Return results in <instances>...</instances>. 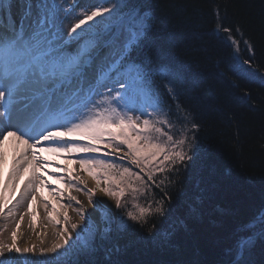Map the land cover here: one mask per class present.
Here are the masks:
<instances>
[{"label": "snow or ice", "instance_id": "1", "mask_svg": "<svg viewBox=\"0 0 264 264\" xmlns=\"http://www.w3.org/2000/svg\"><path fill=\"white\" fill-rule=\"evenodd\" d=\"M155 23L154 14L136 0H90L83 6L80 0H0V163L5 140L15 137L23 148L13 157L10 179L33 170L12 208V198L0 191V214L8 209L14 217L12 209L24 202L23 222L31 211L43 180L35 164L47 162L37 151L41 145L80 157L77 167L95 186L88 188L87 178L67 166H60L65 169L60 178L67 176L69 189L86 194L99 213L97 222L69 191L76 218L64 211L59 240L37 253L34 245L19 247L13 230L11 242L0 239V264L12 256L40 258V264H49V258L55 264H97L80 257L97 250L98 238L164 216L172 199L168 189L179 182L174 177L204 158L208 144L199 135L201 124L181 103L196 81L184 61L156 42ZM216 31L232 47L233 70L259 74L264 82V70L252 66L248 41L237 39L239 29L218 23ZM241 43L248 59L241 56ZM97 193L114 200L119 211L94 199ZM198 211L195 204L190 208L193 215ZM240 231L249 234L236 240L228 264H251L247 254L264 238V210ZM114 251L119 246L106 254Z\"/></svg>", "mask_w": 264, "mask_h": 264}, {"label": "trees", "instance_id": "2", "mask_svg": "<svg viewBox=\"0 0 264 264\" xmlns=\"http://www.w3.org/2000/svg\"><path fill=\"white\" fill-rule=\"evenodd\" d=\"M136 3L154 14L156 42L190 68L196 83L181 103L193 110L208 148L196 167L181 168L174 177L179 182L168 189L172 199L164 216L150 218L142 228L136 225L111 233L97 241L94 253L80 260L227 264L236 240L249 234L241 227L264 210V82L259 74L233 70L232 47L216 27L219 23L234 31L238 28L237 39L247 40L254 52L252 66L264 70V0ZM240 53L249 58L243 43ZM194 204L199 208L195 215L190 212ZM114 246L119 251L109 257L106 249ZM247 255L251 264H264V238L258 237ZM49 264L55 262L49 258Z\"/></svg>", "mask_w": 264, "mask_h": 264}, {"label": "bare ground", "instance_id": "3", "mask_svg": "<svg viewBox=\"0 0 264 264\" xmlns=\"http://www.w3.org/2000/svg\"><path fill=\"white\" fill-rule=\"evenodd\" d=\"M3 148L4 159L3 162L0 163V181H4V186L1 191L6 199L12 198L11 204L8 205L9 208H12V204H15L16 200L20 198V195L24 190V185L31 177L33 170L29 168L28 171L24 172L18 180L14 181L13 179H10V170L13 168V157L23 148V145H20L15 137H9L5 140ZM37 151L40 156L46 159L47 162L41 164L37 161L35 164L36 171L42 175L43 180L38 186L36 200L30 202L31 211L24 217L23 222H20L19 216L25 212L28 206L22 202L19 208L12 209L16 214L14 217H8V209H5L2 217L0 214V218H2L3 224L5 222H9L14 225L11 231L16 230V240L23 241L26 237H32L30 245L50 247L52 243L59 240L57 233L60 231L61 225L63 224L64 211H67L69 216H72L74 219L76 218L73 209H75L77 205L70 203L68 199L69 191L72 192V195L78 196L79 200L87 207L88 213L93 216L97 222H99V213L92 205L88 204L86 194L82 192L78 193L74 189H69L68 185H65L68 180L67 176H65L64 179L60 178V175L65 172V169L61 172L60 170L55 169V167L67 166L68 168L74 169L73 175L83 174L87 178L88 188L95 186V180L86 172L82 173V171L77 167V162H73V160L67 161L66 159L69 157L73 158L75 156H69L59 150L49 151L47 150L46 145L38 146ZM44 169L49 171V173L58 176L57 181L59 182V185L54 183V181H50L49 177L44 176L43 173H41ZM54 170L58 172L56 173ZM49 185H51V187ZM77 187H79V185H77ZM59 190L63 191L58 194ZM56 198L64 200L66 202V206L68 204L67 208L62 210V207L59 203H57ZM94 199L102 200L104 203L108 202L107 196H104L102 193H97V196ZM66 200H68V202ZM47 202L51 206V210L48 211L45 209V203ZM57 220L60 221V224L56 223ZM17 224H19L18 230L16 229Z\"/></svg>", "mask_w": 264, "mask_h": 264}, {"label": "rangeland", "instance_id": "4", "mask_svg": "<svg viewBox=\"0 0 264 264\" xmlns=\"http://www.w3.org/2000/svg\"><path fill=\"white\" fill-rule=\"evenodd\" d=\"M86 2H90V0H80L81 6H83V4H85ZM2 151H4V148H2ZM61 158H63V157H61ZM79 158L80 157L75 156L73 158L71 157V158H66V159H67V161L73 160V162H77V160ZM126 166L132 167L131 165H126ZM57 167L59 169H61V170H64L63 167H60V166H57ZM132 170L136 171V169L134 167H132ZM41 173H43V174L47 173L46 169L42 170ZM67 181H66L65 185H68ZM3 186H4V181L1 180L0 181V191H1ZM52 189H54V188H52ZM56 201H57V203H59L61 205L62 210L67 208L68 204L66 206V202L64 200H62L61 198H56ZM66 201L68 202V200H66ZM105 204L110 206L114 211H117V210H115V207H114V204H115L114 200L108 198V202L105 203ZM45 209H46V211L51 210V206L48 204V202H47V208H45ZM2 216H3V214H1V217ZM5 225L7 226L6 228H5ZM13 226L14 225L12 223H9V222H7V223L5 222L3 224L2 218H0V231H2V235H0V239L6 240L8 242H11V233H12L11 230L13 229ZM73 236H75V233H74ZM31 238L32 237H26L25 240H23V241L16 240V243L21 248L32 247L33 245H30ZM98 240H99V238H98ZM35 247H36L37 253H39L40 246H35ZM9 262L13 263V264H40V258H34L32 256H28L26 258L25 257H19V256H12V257H10Z\"/></svg>", "mask_w": 264, "mask_h": 264}]
</instances>
